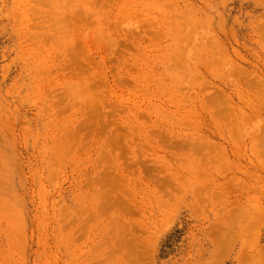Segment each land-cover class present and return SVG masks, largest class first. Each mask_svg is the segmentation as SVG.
Returning <instances> with one entry per match:
<instances>
[{"label": "rangeland", "instance_id": "obj_1", "mask_svg": "<svg viewBox=\"0 0 264 264\" xmlns=\"http://www.w3.org/2000/svg\"><path fill=\"white\" fill-rule=\"evenodd\" d=\"M0 264H264V0H0Z\"/></svg>", "mask_w": 264, "mask_h": 264}]
</instances>
